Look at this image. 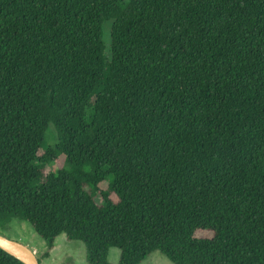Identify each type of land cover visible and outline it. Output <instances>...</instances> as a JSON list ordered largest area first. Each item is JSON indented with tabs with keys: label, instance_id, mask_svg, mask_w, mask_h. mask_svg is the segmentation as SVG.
Returning a JSON list of instances; mask_svg holds the SVG:
<instances>
[{
	"label": "trees",
	"instance_id": "obj_1",
	"mask_svg": "<svg viewBox=\"0 0 264 264\" xmlns=\"http://www.w3.org/2000/svg\"><path fill=\"white\" fill-rule=\"evenodd\" d=\"M12 220L48 249L83 242L88 264L111 247L117 264H264V0H0Z\"/></svg>",
	"mask_w": 264,
	"mask_h": 264
},
{
	"label": "rangeland",
	"instance_id": "obj_2",
	"mask_svg": "<svg viewBox=\"0 0 264 264\" xmlns=\"http://www.w3.org/2000/svg\"><path fill=\"white\" fill-rule=\"evenodd\" d=\"M110 21L103 24L102 40L107 47L110 43ZM54 164L52 168H56ZM49 168H47L48 170ZM96 200L99 202L100 198ZM0 232L5 236L17 240L32 249L40 264H88L86 261V249L83 242L69 240L65 234L56 236L53 245L48 249L45 239L40 237L32 226L26 221L12 220L7 226L0 227ZM197 236H210L209 232H197ZM48 251V256L44 252ZM120 258L118 248L111 247L107 260L110 264H117ZM140 264H172L171 261L159 251L150 253Z\"/></svg>",
	"mask_w": 264,
	"mask_h": 264
},
{
	"label": "water",
	"instance_id": "obj_3",
	"mask_svg": "<svg viewBox=\"0 0 264 264\" xmlns=\"http://www.w3.org/2000/svg\"><path fill=\"white\" fill-rule=\"evenodd\" d=\"M0 248L19 259L24 264H40L35 252L27 245L0 233Z\"/></svg>",
	"mask_w": 264,
	"mask_h": 264
}]
</instances>
